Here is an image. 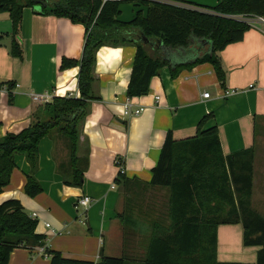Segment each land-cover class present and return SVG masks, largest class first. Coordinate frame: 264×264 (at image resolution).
Segmentation results:
<instances>
[{
  "label": "crops",
  "instance_id": "0c3cea01",
  "mask_svg": "<svg viewBox=\"0 0 264 264\" xmlns=\"http://www.w3.org/2000/svg\"><path fill=\"white\" fill-rule=\"evenodd\" d=\"M35 7L22 11L15 37L21 58L10 54L12 24L8 13H0V138L18 134L35 118L43 117L44 106L34 104L31 95L46 94L51 101L56 97L79 98L78 66L63 69L61 64L64 59L80 60L85 28L67 18L42 14L41 7ZM207 50V42L194 40L189 49L168 56L172 64H178ZM135 53V47L127 44L96 50L93 76L99 99L88 102L79 126L77 157L86 160L80 187L63 184L57 166L66 163L67 152L59 138L45 137L38 145L34 177L42 192L34 198L24 193L30 167L24 156L14 157L15 167L0 194V204L18 201L36 220L35 233L45 241L13 250L8 264H50V252L91 263H98L103 256L124 258V264H147L155 225L167 218L165 191L146 186L151 170L169 132L174 140L193 137L204 119V128L217 127L224 156L255 149L251 203L264 208V164L260 169L256 153V140L264 132V25L253 20L242 41L219 53L225 71L223 87L209 63L182 70L175 77L165 66L150 80L146 95L128 98ZM203 93L209 98H203ZM126 106L142 112L124 116ZM116 159L124 167L121 184L115 182ZM257 171H261L260 178ZM82 196L91 199L86 211L77 203ZM126 201L132 221L124 225L121 215ZM242 234L241 224L217 228L218 261L256 262L260 248L242 247Z\"/></svg>",
  "mask_w": 264,
  "mask_h": 264
},
{
  "label": "trees",
  "instance_id": "16d2710c",
  "mask_svg": "<svg viewBox=\"0 0 264 264\" xmlns=\"http://www.w3.org/2000/svg\"><path fill=\"white\" fill-rule=\"evenodd\" d=\"M144 2L148 14H141L130 25L115 21L117 7L125 0H0V13H8L12 24L10 54L21 58L18 35L24 8L41 7V13L80 23L85 40L79 61L62 60L61 68L78 66L79 98H53L44 105L43 117L18 134L0 138V194L9 184L15 167L14 157H25L30 173L24 193L34 198L42 192L34 174L38 165V145L45 137L59 138L66 146L65 164L57 166L65 186L80 187L86 160L77 157L79 126L88 102L95 94L93 68L96 50L104 45H131L136 53L127 87L128 98L148 93L150 80L168 66L172 77L182 70L209 63L221 87L225 82L219 53L230 44L242 41L250 25L242 18L263 17L264 0H220L215 10L196 9L181 0ZM203 40L207 52L178 64L168 54L190 48ZM9 91L12 85L9 84ZM11 91L8 102L12 103ZM197 126L196 135L174 140L169 132L158 162L151 170L147 188L164 190L166 219L155 225L149 241L147 264H250L217 260V228L241 224L242 244L259 247L256 262L264 264V218L251 206L255 149L249 148L224 156L215 125ZM123 165V164H122ZM125 180L118 172L116 184ZM127 185V183H126ZM124 208L121 221H132ZM36 220L29 217L16 200L0 204V264H8L17 248L43 245L45 237L35 233ZM138 228V226L136 227ZM50 264H124V258L101 257L98 263L65 259L50 252Z\"/></svg>",
  "mask_w": 264,
  "mask_h": 264
},
{
  "label": "water",
  "instance_id": "95a60500",
  "mask_svg": "<svg viewBox=\"0 0 264 264\" xmlns=\"http://www.w3.org/2000/svg\"><path fill=\"white\" fill-rule=\"evenodd\" d=\"M182 3L203 10H215L220 5V0H181ZM141 14L145 19L148 14V6L141 2H122L117 7L115 21L119 24L130 25Z\"/></svg>",
  "mask_w": 264,
  "mask_h": 264
},
{
  "label": "built area",
  "instance_id": "2783aa9c",
  "mask_svg": "<svg viewBox=\"0 0 264 264\" xmlns=\"http://www.w3.org/2000/svg\"><path fill=\"white\" fill-rule=\"evenodd\" d=\"M108 0H102L103 3L107 2ZM129 1H135V2H141V3H144V2H148V1H156V2H162L161 0H125V2H129ZM145 4V3H144ZM196 9H200V8H197L195 7ZM253 20H256L257 22L261 23L264 25V18L263 17H252V18H247L246 19V22L251 25L252 24V21ZM251 87V86H250ZM233 91L231 92H225L224 93V96H229L230 94H232ZM202 97L207 99L209 98V94L208 93H203L202 94ZM31 101L34 103V104H37V105H46L47 103H49L51 101V98L50 96L46 95V94H43V95H38V94H33L31 95ZM142 112V109L141 108H136L134 110H131L129 108V106H126V109L124 110V116H127V117H132V116H137L139 115L140 113ZM115 165L116 167L118 168V172L121 173V174H124V167L122 165V162L119 160V159H116L115 160ZM77 203L82 207L83 211H86L87 207L90 205L91 203V199L87 196H82L80 197V199L77 201Z\"/></svg>",
  "mask_w": 264,
  "mask_h": 264
},
{
  "label": "rangeland",
  "instance_id": "374dc122",
  "mask_svg": "<svg viewBox=\"0 0 264 264\" xmlns=\"http://www.w3.org/2000/svg\"><path fill=\"white\" fill-rule=\"evenodd\" d=\"M36 8V7H35ZM245 22L246 19L242 18ZM63 146L66 148V146L63 144ZM256 153L259 154L260 156L257 157V159H259V161L257 162V164L259 165V168L262 169L263 164H264V132L260 134V137L256 140ZM255 159V157H254ZM257 175H259V178L261 177V171H257ZM146 190L144 189V192ZM151 194L155 195L154 193L150 192ZM158 197L162 198V194H157ZM252 208L261 216L264 215V212L262 211V209H259L260 205L259 204H253L251 203ZM259 206V207H258ZM264 207V206H263ZM260 211H258V210ZM241 240V246L243 247L242 244V238H240Z\"/></svg>",
  "mask_w": 264,
  "mask_h": 264
},
{
  "label": "clouds",
  "instance_id": "9594fccd",
  "mask_svg": "<svg viewBox=\"0 0 264 264\" xmlns=\"http://www.w3.org/2000/svg\"><path fill=\"white\" fill-rule=\"evenodd\" d=\"M114 55L116 54V53H113Z\"/></svg>",
  "mask_w": 264,
  "mask_h": 264
}]
</instances>
